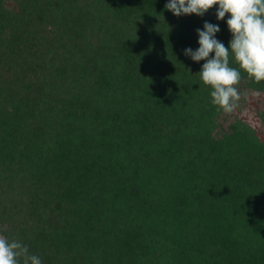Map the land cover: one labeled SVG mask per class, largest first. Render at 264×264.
<instances>
[{
    "label": "trees",
    "instance_id": "16d2710c",
    "mask_svg": "<svg viewBox=\"0 0 264 264\" xmlns=\"http://www.w3.org/2000/svg\"><path fill=\"white\" fill-rule=\"evenodd\" d=\"M244 90L264 0H0V264H264Z\"/></svg>",
    "mask_w": 264,
    "mask_h": 264
},
{
    "label": "rangeland",
    "instance_id": "374dc122",
    "mask_svg": "<svg viewBox=\"0 0 264 264\" xmlns=\"http://www.w3.org/2000/svg\"><path fill=\"white\" fill-rule=\"evenodd\" d=\"M237 96H239V104H234L230 115H237L252 125L258 136L264 140V93L244 90ZM230 115L228 112V117ZM229 120L231 121V118ZM229 120L224 119L221 121L222 126L226 128L230 123Z\"/></svg>",
    "mask_w": 264,
    "mask_h": 264
}]
</instances>
